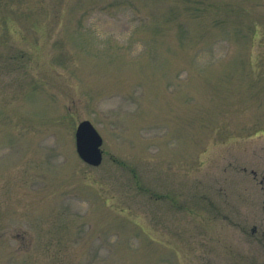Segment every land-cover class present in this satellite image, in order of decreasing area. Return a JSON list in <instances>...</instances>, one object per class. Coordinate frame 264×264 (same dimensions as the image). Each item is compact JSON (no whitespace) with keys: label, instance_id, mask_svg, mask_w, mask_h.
<instances>
[{"label":"rangeland","instance_id":"1","mask_svg":"<svg viewBox=\"0 0 264 264\" xmlns=\"http://www.w3.org/2000/svg\"><path fill=\"white\" fill-rule=\"evenodd\" d=\"M0 264H264V0H0Z\"/></svg>","mask_w":264,"mask_h":264},{"label":"water","instance_id":"2","mask_svg":"<svg viewBox=\"0 0 264 264\" xmlns=\"http://www.w3.org/2000/svg\"><path fill=\"white\" fill-rule=\"evenodd\" d=\"M102 143L101 134L90 120L84 119L79 122L76 129V145L84 161L94 166L101 164L103 160Z\"/></svg>","mask_w":264,"mask_h":264}]
</instances>
